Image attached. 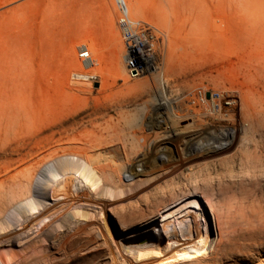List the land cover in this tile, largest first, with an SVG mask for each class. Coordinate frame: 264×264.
Instances as JSON below:
<instances>
[{"label": "rangeland", "instance_id": "rangeland-1", "mask_svg": "<svg viewBox=\"0 0 264 264\" xmlns=\"http://www.w3.org/2000/svg\"><path fill=\"white\" fill-rule=\"evenodd\" d=\"M125 2L133 16L157 26L158 35L167 34L168 59L162 72L133 80L126 76L117 0H0V95L15 98L17 106L46 110L48 115L36 119L62 127L110 125L118 134L132 139L142 133H135L136 128L161 124L171 130V137L180 134L181 143L172 144L171 152L162 150V160L146 168L147 174L133 182L131 187L141 190L138 197L142 201L135 212L138 217L175 186L209 189L220 179L228 181L234 176L236 185L250 194L257 179L264 183V133H253V128L264 125V0ZM80 44L100 58L98 69L107 71L101 74L98 70L101 76L92 84L72 82L73 72L82 70ZM100 80L106 83L102 87ZM210 88L240 91L242 118L248 121L247 126L238 124L234 131L211 122L206 103V97L213 93ZM183 119H188L185 126L180 124ZM192 135L211 147L205 149V143L189 141ZM163 138L168 139L165 135ZM257 140L262 144L260 149L254 148V142L246 147ZM231 185L238 188L235 183ZM239 188L236 192L242 191ZM6 203L3 201L10 209ZM121 211H110L108 216L120 233ZM210 215L217 236L216 216ZM168 220L164 213L156 216L160 230L171 236ZM257 233L253 257L243 261L245 264H264V226ZM98 245L78 252L73 264H91L99 254ZM236 253L226 255L223 264H239ZM60 254L69 263L68 254ZM31 260L20 258L19 263L29 264Z\"/></svg>", "mask_w": 264, "mask_h": 264}, {"label": "bare ground", "instance_id": "bare-ground-1", "mask_svg": "<svg viewBox=\"0 0 264 264\" xmlns=\"http://www.w3.org/2000/svg\"><path fill=\"white\" fill-rule=\"evenodd\" d=\"M126 7L129 29L150 46L144 68L132 74L126 65L128 50L119 26V12L117 25L124 44L126 76L133 80L162 72L168 59L167 34L161 31L163 34L158 35L157 26L133 16L127 4ZM90 41L94 43L93 39ZM100 67V58L91 55L90 59L80 63L82 70L73 72L75 80L72 82L92 84V78L100 75L98 70L107 74L98 69ZM104 83L101 81V87ZM208 91L213 92L210 98L206 97L207 114L212 123L234 131L238 124L247 126L248 121L244 122L242 118V95L238 89L210 88ZM225 97L229 100L226 103L223 102ZM46 115V110L17 106L15 98L0 95L2 264H20V258L32 259L29 264H66L60 252L68 254L70 261L67 264H73L78 259V252L98 243L99 254L91 264H223L224 257L235 252L239 255V264L252 259L254 246L258 243V229L264 226V183L261 179L255 181L253 177L256 185H253L255 189L251 187L254 191L250 194L243 190L244 187L236 185L237 182L232 180L234 176L228 181L219 178L218 187L213 183L209 189L196 187L192 191L188 187L175 186V189L171 188L172 192L161 193V198L149 206L148 212L138 217L135 212L142 201L138 197L141 190L131 187L133 182L147 174L146 168L162 160V150L171 152L172 144L180 142V134L171 137L168 127L156 124L150 125V129L136 128L135 133L143 134L128 139L110 125L82 123L62 127L36 119ZM180 124L187 125L188 119L181 120ZM177 129L174 127L176 132ZM256 131L264 133V125L253 128V133ZM163 134L168 139H164ZM190 137L189 141L205 143V149L211 147H208L209 142L200 141L193 135ZM252 142L256 145L254 148H261L258 140L250 141L246 147ZM191 149L189 153H192ZM233 183L242 191L236 192L238 188H234ZM128 207L134 209L128 211ZM119 209L122 210L119 217L123 225L121 233L108 218L110 211L116 214ZM163 213L171 222V236L163 234L156 223V216ZM210 214L216 216L217 236Z\"/></svg>", "mask_w": 264, "mask_h": 264}, {"label": "built area", "instance_id": "built-area-1", "mask_svg": "<svg viewBox=\"0 0 264 264\" xmlns=\"http://www.w3.org/2000/svg\"><path fill=\"white\" fill-rule=\"evenodd\" d=\"M117 5L119 8V12H120L119 26L124 34L125 45H126V49L128 50V56L126 58V65L132 74H137L139 70H142L145 66V62H146L145 60L149 55L148 51H149L150 46H148L141 37L134 34L129 29L130 20H129V16L127 13L128 9L126 7L125 1L118 0ZM79 57L83 61L91 58V55H90V52L87 46H84L83 48L80 49ZM92 79H96V78H92ZM216 94L217 93H215V95ZM215 97H218V94ZM228 101L229 100H226L224 103Z\"/></svg>", "mask_w": 264, "mask_h": 264}, {"label": "water", "instance_id": "water-1", "mask_svg": "<svg viewBox=\"0 0 264 264\" xmlns=\"http://www.w3.org/2000/svg\"><path fill=\"white\" fill-rule=\"evenodd\" d=\"M97 85H98V83H97ZM208 97H210V93L208 94Z\"/></svg>", "mask_w": 264, "mask_h": 264}]
</instances>
